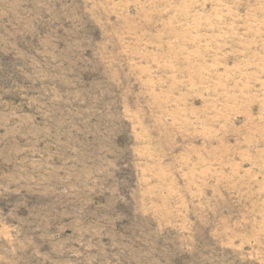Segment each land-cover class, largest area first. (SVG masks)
Instances as JSON below:
<instances>
[{"label": "rangeland", "instance_id": "374dc122", "mask_svg": "<svg viewBox=\"0 0 264 264\" xmlns=\"http://www.w3.org/2000/svg\"><path fill=\"white\" fill-rule=\"evenodd\" d=\"M0 264H264V0H0Z\"/></svg>", "mask_w": 264, "mask_h": 264}]
</instances>
